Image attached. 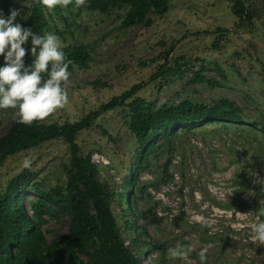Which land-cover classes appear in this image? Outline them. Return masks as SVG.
Instances as JSON below:
<instances>
[{"label":"rangeland","instance_id":"1","mask_svg":"<svg viewBox=\"0 0 264 264\" xmlns=\"http://www.w3.org/2000/svg\"><path fill=\"white\" fill-rule=\"evenodd\" d=\"M242 1L251 22L234 15L236 0H171L166 15H149L130 27L122 25L128 6L108 15L73 6L63 11L66 19L75 17L69 33L38 0L14 1L25 20L36 7L52 15L63 47L90 46L89 68L69 72L68 102L46 122L64 125L91 116L90 128L77 137L81 154L97 168L127 247L136 255L150 250L142 264H200L204 247H209L206 264H264V245L252 243L250 227L264 201V188L256 182L264 178V0ZM139 85L126 104L106 109ZM139 99L155 110L184 101L210 106L229 101L243 121L181 126L156 137L139 163L129 108ZM15 119L13 109H0V137ZM70 162L64 138L9 157L0 166V195L31 172L35 178L22 199L32 215L33 203L47 201L43 193L66 187ZM126 178L134 183L133 205L124 199ZM128 211L131 224L124 220ZM45 218L41 226L49 242L69 232L66 216ZM177 243L193 249L187 261L169 256ZM78 256L89 263L85 254Z\"/></svg>","mask_w":264,"mask_h":264},{"label":"trees","instance_id":"2","mask_svg":"<svg viewBox=\"0 0 264 264\" xmlns=\"http://www.w3.org/2000/svg\"><path fill=\"white\" fill-rule=\"evenodd\" d=\"M15 0H0V18L7 19L10 10H18ZM89 5V9L108 15L111 10L128 6L122 25L133 26L138 20H149V15L164 16L171 9V0H86L79 8ZM75 6V0L62 8L56 6L53 13L70 32L72 17H64V9ZM76 7V6H75ZM234 15L242 22H251L242 0H236ZM23 27H31L39 35L51 33L63 40V34L55 26L53 16L45 13L42 7L33 9L27 20L20 14L17 21ZM54 25V26H53ZM22 47L26 49L25 66H30L34 57L31 55V41ZM66 61H71L68 71L75 67L89 68L92 52L89 45L72 44L62 49ZM47 77L45 76V79ZM67 87V84L65 85ZM142 85L115 98L106 106L107 110L126 104L142 89ZM131 113L130 127L140 144L139 163L146 160L148 147L158 136L169 134L181 126L204 122L242 123L241 111L231 102L222 101L213 106L184 101L178 105H166L155 110L145 100H135L129 106ZM48 118V117H47ZM46 118V119H47ZM34 121L31 126L17 123L15 119L11 129L0 137V166L18 153L35 149L44 143L64 138L71 151V162L65 167L68 180L65 188H58L50 193H43L47 201L40 200L31 206L32 215L23 204L22 195L34 181V174L25 171L13 180L6 192L0 195V264H142L141 256L148 257L150 250L140 251L136 255L131 251L116 227L110 210L109 195L97 175V168L92 158H84L77 142L78 134L90 128L91 116L77 123L64 125ZM134 183L126 178L124 199L133 205L132 188ZM62 214L70 219L67 234L49 242L42 231L46 215L58 218ZM129 211L125 221L131 224ZM85 254L89 263L79 259Z\"/></svg>","mask_w":264,"mask_h":264},{"label":"clouds","instance_id":"3","mask_svg":"<svg viewBox=\"0 0 264 264\" xmlns=\"http://www.w3.org/2000/svg\"><path fill=\"white\" fill-rule=\"evenodd\" d=\"M48 10L56 6L66 7L72 0H38ZM86 0H75L77 8ZM20 15L18 10H10L7 19L0 18V56L4 58V66H0V109H13L17 123L31 126L34 121H43L57 109L68 102L65 85L70 73L71 61H66L63 43L59 37L47 33L39 35L31 27L25 28L16 22ZM31 41V55L34 57L30 66H25L26 49L22 47ZM45 76L47 77L45 79ZM29 167L30 161L25 160ZM264 178L257 183L264 188ZM231 194V193H230ZM259 215L251 224V241L264 245V201H259ZM241 214V213H240ZM249 213L241 214L247 216ZM191 247L179 243L169 249V256L187 261ZM209 247L202 248L199 253L200 264H206Z\"/></svg>","mask_w":264,"mask_h":264}]
</instances>
